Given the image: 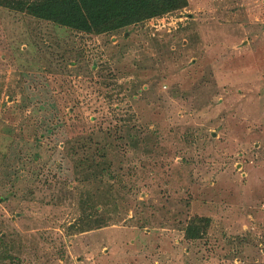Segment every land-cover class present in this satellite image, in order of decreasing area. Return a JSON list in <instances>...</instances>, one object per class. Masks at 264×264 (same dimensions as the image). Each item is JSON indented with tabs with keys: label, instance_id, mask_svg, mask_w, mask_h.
I'll use <instances>...</instances> for the list:
<instances>
[{
	"label": "rangeland",
	"instance_id": "1",
	"mask_svg": "<svg viewBox=\"0 0 264 264\" xmlns=\"http://www.w3.org/2000/svg\"><path fill=\"white\" fill-rule=\"evenodd\" d=\"M24 1L0 0V264H264V0L100 33Z\"/></svg>",
	"mask_w": 264,
	"mask_h": 264
},
{
	"label": "trees",
	"instance_id": "2",
	"mask_svg": "<svg viewBox=\"0 0 264 264\" xmlns=\"http://www.w3.org/2000/svg\"><path fill=\"white\" fill-rule=\"evenodd\" d=\"M22 4L23 11L38 19L84 33H100L177 10L186 0H32Z\"/></svg>",
	"mask_w": 264,
	"mask_h": 264
}]
</instances>
